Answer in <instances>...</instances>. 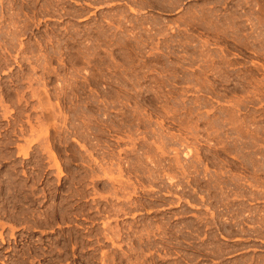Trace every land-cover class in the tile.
<instances>
[{"label": "rangeland", "instance_id": "obj_1", "mask_svg": "<svg viewBox=\"0 0 264 264\" xmlns=\"http://www.w3.org/2000/svg\"><path fill=\"white\" fill-rule=\"evenodd\" d=\"M259 10L0 0V264H264Z\"/></svg>", "mask_w": 264, "mask_h": 264}, {"label": "bare ground", "instance_id": "obj_2", "mask_svg": "<svg viewBox=\"0 0 264 264\" xmlns=\"http://www.w3.org/2000/svg\"><path fill=\"white\" fill-rule=\"evenodd\" d=\"M260 10H261V9H260ZM260 10H259V11H260ZM259 11H258V12H259ZM263 11H264V10H263ZM259 14H263V13L260 11ZM262 17H264V14H263ZM258 20H260V17H259ZM261 20H262V18H261ZM261 20H260V24L263 25V23H262ZM261 36H262V35H261ZM260 39L262 40L263 37L260 38ZM261 40H260V41H261ZM10 70H11V69H10ZM33 71H34V69H33ZM6 73H7V72H6ZM30 78H31V77H30ZM33 96H34V95H33ZM4 103H5V102H4ZM40 103H41V102H40ZM45 110H46V109H45ZM45 113H46V112H45ZM46 118H47V117H46ZM46 129H48V128H46ZM48 130H49V129H48ZM48 130H46L44 134L42 133V134L44 135V137H47ZM44 141H45V140H44ZM30 142H31V141H30ZM30 142H28L27 144H29ZM27 146H28V145H27ZM29 146H30V145H29ZM20 148H23V149H24L23 146H20L19 149H20ZM23 149H22V150H23ZM84 149H85V147H84ZM158 149L161 150V148H159V147H158ZM20 150H21V149H20ZM21 152H22V151H21ZM23 152H24L23 155H25V157H28L29 154L26 152V150H24ZM53 156H54V160H55V162H56V166H57V170H58V175L60 176L61 173H62V169H61L60 163L58 162L56 156H55V155H53ZM148 157H149V156H148ZM151 159H152V158H151ZM147 161H149V160H147ZM152 161H153V160H152ZM153 162H154V161H153ZM176 163H177V164H180V163H178L177 160H176ZM153 164H154V163H153ZM116 165H117V164H116ZM119 165H120V164H119ZM178 166H179V165H178ZM181 166L183 167L184 165H180V167H181ZM117 167H118V166H117ZM183 168H184V167H183ZM183 168H181V169H183ZM119 169H120V172H122L123 169L121 170V167H119ZM153 169H154V168H153ZM59 176H58V177H59ZM113 176H114V175H113ZM122 176H123V175H122ZM153 176H154V175H153ZM96 177H97V176H96ZM107 177H109V176H107ZM120 177H121V176H120ZM120 177H119V178H120ZM98 178H99V177H98ZM109 178L111 179L112 177H109ZM149 178H150V177H149ZM173 178H174L173 176H172V177H170V176L168 177L169 183H171L170 185H172V183H173V180H174ZM113 179H114V178H113ZM113 179H111L112 182L115 181V180H113ZM115 179H116V178H115ZM121 180H123V179H121ZM121 180H120V181H121ZM155 180H156V179H155ZM109 181H110V180H109ZM111 181H110V182H111ZM120 181H119V182H120ZM125 181H126V180H125ZM151 181H153L152 178H151ZM121 182H122V181H121ZM127 182H128V181H127ZM116 183H117V179H116ZM130 183H131V182H130ZM132 184H133V183H132ZM175 184H176V183H175ZM177 184H178V183H177ZM121 185H122V184H121ZM170 185H169V186H170ZM178 185H179V184H178ZM180 185H181V184H180ZM133 186H134V185H133ZM171 187H172V186H171ZM176 187H177V186H176ZM178 187H179V186H178ZM168 188L171 189L170 187H168ZM172 188H173V187H172ZM179 188H180V187H179ZM115 190H116V189H115ZM164 190H165V189H164ZM167 190H168V189H167ZM167 190H166V191H167ZM176 190H177V189H176ZM168 191L170 192V190H168ZM168 191H167V192H168ZM171 191L174 192V190H172V189H171ZM159 192H160V191H159ZM173 192H171V193H173ZM162 193H165V192H162ZM171 193H168V196H169V194L171 195ZM175 194H177V192H176ZM175 194H174V196H175ZM162 196H163V195H162ZM176 196H177V195H176ZM177 197H179V195H178ZM199 197H200V196H199ZM179 198H180V197H179ZM201 198H202V196H201ZM201 198H200V199H201ZM160 199H162V197H161ZM180 199H181V198H180ZM202 199H204V198H202ZM186 202H187L188 204H191L189 201H186ZM133 204H134V203H133ZM138 206H139V205H138ZM135 207H136V206H135ZM262 218H263V217H262ZM211 222H212V221H211ZM217 223H218V222H217ZM237 225H239V224H237ZM260 225L262 226L263 224L260 223ZM240 226H241V225H240ZM263 226H264V225H263ZM216 227H218V226H216ZM258 227H260V226H258ZM251 228H252V227H251ZM12 229L14 230L13 227H12ZM238 229H239V226H238ZM252 229H254V228H252ZM252 229H251V230H250V229H247L248 231L250 230L251 232H248L247 230H246V231H247L248 233H252V232L254 233L255 230L252 231ZM255 229H256V228H255ZM258 229H259V228H258ZM261 229H262V228H261ZM263 229H264V228H263ZM239 230H240V229H239ZM239 230H237V231H239ZM217 231H219V230H217ZM240 231H241V230H240ZM240 231H239V232H240ZM258 231H259V230H258ZM262 231H263V230H262ZM12 232H13V231H12ZM116 232H118V230H117ZM241 232H242V231H241ZM256 232H257V231H255V233H256ZM13 233H14V232H13ZM146 233H147V232H146ZM253 233H252V234H253ZM118 234H120V233L118 232ZM118 234H117V235H118ZM12 235H14V234H12ZM104 235H105V234H104ZM120 235H122V234H120ZM120 235H118V236H120ZM148 235H149V234H148ZM249 235H250V234H249ZM105 236H106V235H105ZM250 236H252V235H250ZM253 236H255V235L253 234ZM0 237H2V234H1V233H0ZM109 237H110V236H109ZM113 237H115L114 234H113ZM172 238H173V237H172ZM109 239H110V238H109ZM109 239H108V240H109ZM111 239H115V238H111ZM116 239H117V238H116ZM117 240H119V238H118ZM2 241H3V238H2ZM4 242H5V241H4ZM2 243H3V242H2ZM111 243H115V242H111ZM140 245H141V244H140ZM118 246H119V245H118ZM120 247H121V246H120ZM221 247H222V246H221ZM132 249H133V247H132ZM220 250H221V249H220ZM103 256H104V255H103ZM159 257H160V256H159ZM102 260H104V259H102ZM254 260H255V259H254ZM254 260H253V258L251 259V261H254ZM243 261H244V260H242V262H243ZM247 261H248V260H247ZM263 261H264V260H263V258H262V263H263ZM248 263H250V261H249ZM253 263H254V262H253ZM255 263H257L256 260H255ZM255 263H254V264H255ZM260 263H261V261H260ZM260 263H259V264H260ZM239 264H240V263H239ZM241 264H245V262H244V263H241ZM246 264H247V262H246ZM257 264H258V263H257Z\"/></svg>", "mask_w": 264, "mask_h": 264}]
</instances>
